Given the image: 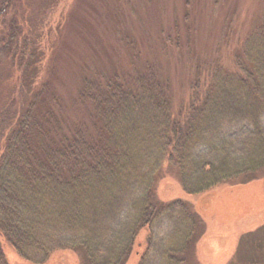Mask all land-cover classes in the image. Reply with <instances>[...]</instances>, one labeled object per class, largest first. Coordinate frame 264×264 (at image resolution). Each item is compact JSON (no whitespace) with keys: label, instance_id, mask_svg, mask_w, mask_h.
<instances>
[{"label":"trees","instance_id":"obj_1","mask_svg":"<svg viewBox=\"0 0 264 264\" xmlns=\"http://www.w3.org/2000/svg\"><path fill=\"white\" fill-rule=\"evenodd\" d=\"M12 3L0 0V21ZM14 31L0 38V52L17 41ZM21 39L24 50L28 39ZM239 68L236 88L206 89L202 100L195 93L183 119L173 116L168 86L156 84L152 71L144 88L117 83V74L86 82L78 93L91 114L68 134L47 105L58 106L56 97L32 95L18 116L0 121V238L31 264L65 249L80 255L79 264H126L138 232L148 228L137 264H187L204 227L187 202L158 201L154 184L166 165L183 192L198 195L261 167L264 84L254 68ZM242 123L244 136H227V127Z\"/></svg>","mask_w":264,"mask_h":264},{"label":"rangeland","instance_id":"obj_2","mask_svg":"<svg viewBox=\"0 0 264 264\" xmlns=\"http://www.w3.org/2000/svg\"><path fill=\"white\" fill-rule=\"evenodd\" d=\"M12 5L0 21V38L11 30L19 36L9 51L0 52V121L10 113L18 116L34 94L41 100L54 95L58 106L52 99L47 105L68 134L91 114L92 105L78 92L86 82L104 84L114 74L121 85L125 78L128 87L144 88L154 72L156 84L168 86L179 119L195 93L202 100L206 89L236 88L239 63L254 68L264 84V0H13ZM9 21L11 30L4 24ZM21 38L28 39L24 50ZM258 120L264 126V112ZM244 126L227 127V136H244L239 131ZM161 171L154 184L157 200L187 202L204 227L187 264H264V162L255 173L198 195L183 192L166 165ZM163 225L152 233L159 237ZM148 236V228L138 232L126 264L138 263ZM0 244L6 264H31L2 238ZM79 262L80 255L65 249L44 264Z\"/></svg>","mask_w":264,"mask_h":264}]
</instances>
